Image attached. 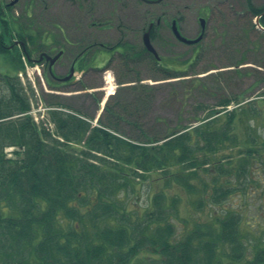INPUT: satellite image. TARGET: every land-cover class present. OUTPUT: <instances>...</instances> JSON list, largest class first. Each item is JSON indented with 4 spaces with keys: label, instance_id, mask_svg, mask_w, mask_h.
I'll use <instances>...</instances> for the list:
<instances>
[{
    "label": "trees",
    "instance_id": "16d2710c",
    "mask_svg": "<svg viewBox=\"0 0 264 264\" xmlns=\"http://www.w3.org/2000/svg\"><path fill=\"white\" fill-rule=\"evenodd\" d=\"M250 9L264 26V6L250 2ZM11 10L0 5V55L17 71L23 57L8 45L20 37L35 46L42 35ZM119 47L127 52L132 45L112 48ZM14 73L0 74L11 90L0 93V264H264L262 228L244 230L246 214L225 208L233 192L242 190L247 198V186L230 185L231 177L246 183L264 166L253 129L241 143L235 133L242 105L221 110L225 123L214 110L201 123L160 138L141 129L143 136L132 140L101 117L95 125L56 109L49 111L51 130L26 114L31 102ZM105 111L117 116L108 105ZM7 146L16 147L13 156ZM229 146L230 155H223ZM146 180L155 190L141 207L137 199ZM178 190L193 197L197 211L210 209L209 220L197 218L185 230L173 223Z\"/></svg>",
    "mask_w": 264,
    "mask_h": 264
},
{
    "label": "rangeland",
    "instance_id": "374dc122",
    "mask_svg": "<svg viewBox=\"0 0 264 264\" xmlns=\"http://www.w3.org/2000/svg\"><path fill=\"white\" fill-rule=\"evenodd\" d=\"M12 1L16 0H0V5L4 7ZM30 1L17 0L11 13L24 27L41 33V42L47 45L39 46L40 50L65 51L56 67L60 73L70 68L74 56L83 57L85 66H97L95 58L100 54L108 57L106 63L102 61V70L76 68L74 74L84 80L83 85L61 90L47 84L52 76L44 63H27L20 71V81L23 94L31 102L28 112H35L29 115L38 125L52 130L46 107L63 104L64 109L83 113L94 123L100 117L104 123H113L112 131L117 135L137 140L143 136L142 129L151 137L160 138L173 129L201 123L198 119L214 110L220 111L219 120L225 123L227 113L223 111L242 105L238 111L243 120L234 125L235 133L241 143L244 133L247 131L248 137L252 128L251 137L258 141L256 145L262 148L264 158V29L250 9V2L264 6V0H163L154 4L140 0ZM200 17L206 18L201 41L188 44L175 37L171 19L178 20L185 36L195 38L201 30ZM152 21H161L156 26V38L151 36L150 41L160 60L148 53L144 44L145 31ZM40 40L36 44H41ZM123 41L132 48L119 54L120 49L112 47ZM38 55L39 51H35L33 57ZM10 66L0 55V74L10 70ZM3 83L0 81V93L8 94L11 90ZM225 100L230 101L228 106ZM106 105L118 117L105 111ZM13 149L16 147H6L8 156H13ZM227 150L223 155H230L231 146ZM258 169L246 183L242 178L237 181L231 177L230 185L247 186V198L240 196L242 190L233 192L225 199V208L242 210L246 214V221L241 223L243 229L256 234L255 229L262 228L264 242V166ZM150 183L143 181L139 189L141 197L137 200L141 207L149 204L155 190L154 183ZM178 192L182 199L173 223L185 230L194 226L197 218L209 220L210 209L203 206L197 211L198 207L191 204L193 197L185 191ZM169 193L172 195L173 191ZM218 211L221 213L224 208Z\"/></svg>",
    "mask_w": 264,
    "mask_h": 264
},
{
    "label": "flooded vegetation",
    "instance_id": "af4514ba",
    "mask_svg": "<svg viewBox=\"0 0 264 264\" xmlns=\"http://www.w3.org/2000/svg\"><path fill=\"white\" fill-rule=\"evenodd\" d=\"M15 2H17V0L16 1H12V2H8V3H5V7H11V6H13L14 5V3ZM11 9H12V7H11ZM206 19V18H205ZM179 28H180V25H179ZM181 29V28H180ZM179 29V30H180ZM182 32V31H181ZM201 32V31H200ZM199 35V34H198ZM22 38H20V37H18V38H15V39H13V42L12 43H10L8 46L10 47V48H14L15 46L17 47L16 49H18V54H22V53H26L28 50H27V47H26V49H24L23 47L24 46H22ZM55 52L54 53H50V52H47V51H43V50H40L39 51V55H38V57H33V55H34V53H32V56H30V58L29 59H31L33 62L34 61H36V60H39L41 63H44V65H45V70H47V72L49 73V71L52 73L51 74V81H50V83H51V85H52V87H56L57 85H59V84H55V80L57 81L56 83H60V82H64L62 79H63V77L65 78V76H67L68 74H70L71 73V71L73 70V72H75V70H76V68H78V66H79V63L81 62V61H83V57H77V56H74V58H73V60H72V65L70 66V68L65 72V73H60L58 70H57V66H58V63H59V60L61 59V57H62V55L64 54H62L56 61H54V63L51 65V59L53 58V56H55L59 51H61L62 49L60 48V49H53ZM63 52H65L64 50H63ZM86 52L87 51H85V52H83L82 54H84L83 56H85V54H86ZM47 53V54H46ZM103 55H104V53L103 54H100L99 55V57H97V60H96V58H95V61L97 62L98 61V63H96V64H98L97 66H91V64H88L87 66H85V69H84V71H86V70H88V71H91V70H94V69H97V70H102L103 69V66H102V59H103ZM49 56V57H48ZM51 65V66H50ZM68 82H69V86H70V88L71 87H78V86H80L81 84L83 85V83H84V80L81 78V77H76L75 76V74L68 80ZM82 87V86H81ZM91 94V93H90Z\"/></svg>",
    "mask_w": 264,
    "mask_h": 264
},
{
    "label": "water",
    "instance_id": "95a60500",
    "mask_svg": "<svg viewBox=\"0 0 264 264\" xmlns=\"http://www.w3.org/2000/svg\"><path fill=\"white\" fill-rule=\"evenodd\" d=\"M146 2H159L161 0H144ZM201 19V24L204 28V25H205V20L203 18H200ZM257 22H259V20L257 19ZM153 26V24L150 25L149 29L145 32L144 34V42H145V45L147 46V49L151 52L154 53V55L159 59V54L157 53L155 47L152 45V43L150 42L151 39H150V30H151V27ZM202 28V29H203ZM172 30L174 32V34L176 35V37L179 39V41H182V42H185V43H188V44H194V43H197L199 42V40H201V38L203 37V32L197 37V38H189L186 37L185 35H183L181 33V31L179 30V26L177 24V20H173V23H172ZM63 51H60V53H58L56 56H54V58L51 60V64L62 54Z\"/></svg>",
    "mask_w": 264,
    "mask_h": 264
},
{
    "label": "bare ground",
    "instance_id": "6f19581e",
    "mask_svg": "<svg viewBox=\"0 0 264 264\" xmlns=\"http://www.w3.org/2000/svg\"><path fill=\"white\" fill-rule=\"evenodd\" d=\"M110 93H112V92H110Z\"/></svg>",
    "mask_w": 264,
    "mask_h": 264
}]
</instances>
